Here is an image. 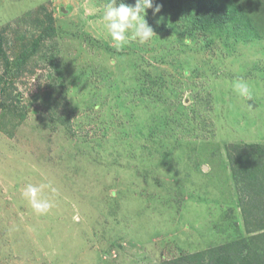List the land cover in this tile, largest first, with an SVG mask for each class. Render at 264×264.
Returning a JSON list of instances; mask_svg holds the SVG:
<instances>
[{"label":"rangeland","instance_id":"obj_1","mask_svg":"<svg viewBox=\"0 0 264 264\" xmlns=\"http://www.w3.org/2000/svg\"><path fill=\"white\" fill-rule=\"evenodd\" d=\"M107 3L0 0V264L262 257L264 0L201 25L197 0H153L156 35L119 48Z\"/></svg>","mask_w":264,"mask_h":264},{"label":"clouds","instance_id":"obj_2","mask_svg":"<svg viewBox=\"0 0 264 264\" xmlns=\"http://www.w3.org/2000/svg\"><path fill=\"white\" fill-rule=\"evenodd\" d=\"M153 8V0H136L131 6L124 0H108L105 5L102 20L116 46L123 47L130 40H137L140 44L150 41L156 35L145 19L146 10ZM157 5L154 12H159ZM234 91L242 98L251 99V92L246 81L238 80L233 83ZM44 185L28 184L23 195L30 200L35 211L46 212L50 207L47 200L38 199Z\"/></svg>","mask_w":264,"mask_h":264},{"label":"trees","instance_id":"obj_3","mask_svg":"<svg viewBox=\"0 0 264 264\" xmlns=\"http://www.w3.org/2000/svg\"><path fill=\"white\" fill-rule=\"evenodd\" d=\"M203 1V3L201 2ZM233 0H197L200 8L196 12V24L201 25L202 21H215L219 23L226 22L230 19L234 11L232 8ZM208 22V23H209ZM264 239V234L254 236L253 240ZM241 241L226 243L210 249L208 252H199L187 256V258L178 259L183 264H264V255L262 257L248 248L247 245H240ZM241 248L248 250L243 254ZM208 255V258L205 256Z\"/></svg>","mask_w":264,"mask_h":264}]
</instances>
